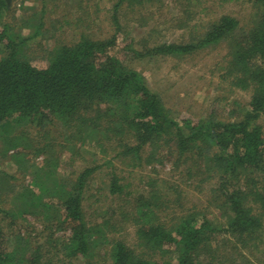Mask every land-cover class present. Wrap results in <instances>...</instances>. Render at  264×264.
I'll return each instance as SVG.
<instances>
[{
	"label": "trees",
	"instance_id": "trees-1",
	"mask_svg": "<svg viewBox=\"0 0 264 264\" xmlns=\"http://www.w3.org/2000/svg\"><path fill=\"white\" fill-rule=\"evenodd\" d=\"M105 1L112 34L94 38L81 32L72 41H59L43 67L21 58L24 43L38 32L15 41L8 24L0 27V40L10 52L0 58V124L11 129L4 150L24 155V145L16 142L29 139L44 152L45 138L63 139L56 150L45 147L47 157L32 184L14 196L26 201L22 213L45 220L57 232L64 225L70 231L53 255L19 236L9 249L7 232L16 214L3 205L8 195L0 194V264H57L60 253L62 259L94 264L99 239L86 222L83 201L98 166L69 177L57 172L71 165L86 143L110 150L107 163L120 158L126 168L168 161L186 187L148 178L145 195L122 199L129 183L111 171L109 194L130 204L123 213L131 219L136 244L112 241L110 264H264V128L259 122L264 117V0L247 1L254 9L249 26L224 14L195 42L149 46L154 57H188L203 47L225 45L223 76L249 93L247 109L239 120L196 123L174 119L140 73L110 52L121 32V10L152 0ZM9 10L7 0H0V18ZM70 149L76 153L61 162Z\"/></svg>",
	"mask_w": 264,
	"mask_h": 264
},
{
	"label": "rangeland",
	"instance_id": "rangeland-1",
	"mask_svg": "<svg viewBox=\"0 0 264 264\" xmlns=\"http://www.w3.org/2000/svg\"><path fill=\"white\" fill-rule=\"evenodd\" d=\"M77 1L7 0L10 10L0 18V27L8 24V33L15 41L38 32V36L24 43L21 58L38 67L46 66L49 53L59 41H72L81 32L94 38H106L113 32L109 19L110 4L105 0H80L83 2L77 6L80 2ZM247 1L152 0L140 7L122 9L119 14L121 32L110 52L128 68L140 73L147 87L161 97L177 121L196 123L212 118L220 121L239 120L247 109L249 93L232 87L223 76L224 44L203 47L188 57H154L148 54V49L154 44L195 42L224 14L237 18L242 27L249 26L254 9ZM80 18L82 22L77 21ZM57 30L60 33H54ZM9 53L5 40H0V58ZM259 122L264 128V117ZM10 131V127L0 124V141L3 143L0 147V194L8 195L3 205L10 206L16 214L15 219L10 221L11 229L7 233L11 236L7 239V247L11 249L19 236L31 246H42L53 255L57 244L70 236L67 226L64 225L63 230L57 232L45 224V220L41 222L35 215L22 213L21 205L26 201L23 203L14 195L19 188L32 184L35 171L40 169L47 157L45 147L56 150L58 140L63 139L59 137L57 141H48L45 138V142H42L44 152L37 151L39 145L35 142L18 139L17 145H24V155L13 156L11 147L4 150L5 145L11 143ZM92 147L91 143L83 145L77 155L72 156L73 163L66 167L59 166L57 172L61 177H69L84 167L98 166L84 191L83 205L86 222L93 226L95 237L99 239L91 260L94 264H110L112 241H124L133 248L136 244L131 219L127 213H123L130 204L109 194L111 171L118 176L123 175L122 184L129 183L122 199L127 195L132 200L135 196L145 195L148 188L145 181L148 178L156 179L158 183V179H161L172 186H177L180 180L178 171L168 161L131 169L124 167L127 161L120 158L107 163L112 155L110 150L101 152ZM73 152L70 149L69 153H64L60 161L64 162L76 153ZM180 183L179 188L184 191L186 187ZM61 256L64 257V254L60 253L54 258L57 264L84 262L81 259H62Z\"/></svg>",
	"mask_w": 264,
	"mask_h": 264
}]
</instances>
